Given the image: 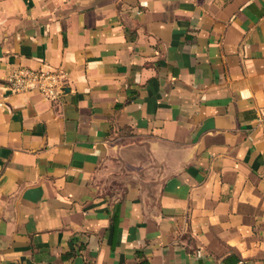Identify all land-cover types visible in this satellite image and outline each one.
I'll return each instance as SVG.
<instances>
[{"label": "crops", "instance_id": "0c3cea01", "mask_svg": "<svg viewBox=\"0 0 264 264\" xmlns=\"http://www.w3.org/2000/svg\"><path fill=\"white\" fill-rule=\"evenodd\" d=\"M263 107L264 0H0V264H264Z\"/></svg>", "mask_w": 264, "mask_h": 264}, {"label": "built area", "instance_id": "2783aa9c", "mask_svg": "<svg viewBox=\"0 0 264 264\" xmlns=\"http://www.w3.org/2000/svg\"><path fill=\"white\" fill-rule=\"evenodd\" d=\"M7 88L16 95L37 93L54 100L63 92L61 75L51 70L19 67L6 79ZM256 122L264 125V107L258 110Z\"/></svg>", "mask_w": 264, "mask_h": 264}]
</instances>
